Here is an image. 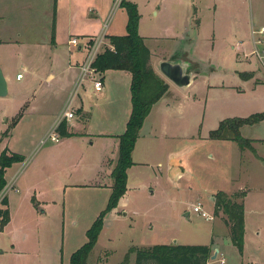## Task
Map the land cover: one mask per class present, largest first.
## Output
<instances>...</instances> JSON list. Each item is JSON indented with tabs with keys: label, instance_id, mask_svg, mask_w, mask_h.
I'll return each instance as SVG.
<instances>
[{
	"label": "crops",
	"instance_id": "1",
	"mask_svg": "<svg viewBox=\"0 0 264 264\" xmlns=\"http://www.w3.org/2000/svg\"><path fill=\"white\" fill-rule=\"evenodd\" d=\"M53 3L54 0H0V66L7 81V96L11 82L22 81L26 73L29 78L24 83V89L33 86L34 82L61 91L67 87H75L79 65L84 57V47L101 32L103 20L101 15L97 14L95 0H56L54 17ZM207 9L211 12L212 22V33L207 44L209 47L204 46L203 52L200 50V47H203V39H200L199 32H196L197 39H189L179 51L195 64L187 86L177 87L158 69L163 59L178 56L179 49L173 48L167 54L154 56L149 48L150 66L168 84V89L152 106L139 131L131 153L133 165L127 169V189L118 200L117 206L108 212L107 217L111 219L131 214L133 208L130 206L135 193L141 192L146 200L153 196L154 189L147 190V185L140 181L138 169L146 166L157 168L160 172L158 177L164 176L169 181L178 179L185 171L188 172L187 160L183 158L187 150L176 151L161 146L162 151L159 148L160 143L157 140L171 135L168 132L169 124L173 127L171 131L180 130L177 134L187 139L194 135L190 134L192 129L187 131L183 124L192 120L194 128L197 127L198 131L205 129L208 136L209 131L217 128L223 119L264 113V69L256 63L259 60L264 67V43L257 45L255 37L251 35L252 27L264 26V0H224L219 5H209ZM193 10L196 14L199 11L200 17L202 8L198 6ZM224 24L226 26L222 27ZM108 35L105 34V38ZM72 37L79 39L80 49L68 44ZM106 45L111 47L109 43ZM11 51L17 55L15 64L18 71L15 79L10 73ZM256 51L261 54V58L257 56ZM18 74H21L19 79ZM101 80L103 89L98 92L103 101L91 104L82 98L73 107L72 99L74 117L66 121V131L71 133V136H61L57 144L39 151H34L39 139L34 140L28 155L24 154L23 150H17V153L24 156V160L13 163L5 170L6 183L15 178V190L7 194L9 221L0 231V264H70L71 254L85 243L86 230L90 226L85 230L84 236L78 237L77 240L64 238L67 194L75 197L79 192L78 188L89 187L95 192L91 197L96 199L100 193L103 196L101 205L93 201L95 207L98 205L95 210L106 206L113 183L111 171L118 154V136L123 133L131 112V77L125 71L106 70L101 72ZM68 92L71 90L67 91L56 114L50 120L46 119L50 115L47 112L50 99L44 100L41 105L36 104L35 95L19 100V109L10 118L19 114L20 116L12 128H19L25 114H36L42 118L38 122V129L42 128V137L68 102ZM21 108L23 110H20ZM88 114L90 117L85 118ZM95 114H103L106 123L95 124ZM5 119L6 117L2 119L4 124ZM177 123L181 124L180 128L175 127ZM253 125L264 126V119ZM244 126L240 128V134ZM247 139L252 140V146L255 142L264 141V138ZM213 141L224 146L229 143L235 153L234 165L240 164V154L243 151H235L234 141ZM248 151L257 160L263 161L264 157L258 153L259 157H256L255 152ZM8 169L13 171L6 177ZM75 175L80 177H72ZM132 175L136 176L131 177ZM240 190L238 188L222 191L231 195ZM214 193L210 194L212 211ZM247 193L243 199L244 247L242 255H239L236 249L239 257L237 264H254L246 254L247 244L252 242L254 236L253 232L249 233ZM174 197L172 192L168 193L170 201ZM187 215L188 213H185V216ZM210 217L206 220H213V223L210 229L207 228L205 241L184 244H209L213 241L212 253L215 249L218 250L215 258L220 255L224 258L226 245L236 247L231 243L229 228L225 225L222 215ZM174 237L171 239L177 242ZM171 239L170 242L151 244L131 242L124 252L123 260L130 247L171 244ZM94 248L95 246L92 251ZM110 253L113 254L112 250ZM134 261L135 254L130 253L126 264H134ZM212 264L218 262L214 261Z\"/></svg>",
	"mask_w": 264,
	"mask_h": 264
},
{
	"label": "rangeland",
	"instance_id": "2",
	"mask_svg": "<svg viewBox=\"0 0 264 264\" xmlns=\"http://www.w3.org/2000/svg\"><path fill=\"white\" fill-rule=\"evenodd\" d=\"M116 1L114 0L112 3V0H95L98 7L97 14L101 15L103 21H101V32L93 39L102 36L104 44L101 50H104L107 46L106 43L108 44V39L104 37L105 34L122 35L125 33L127 14ZM125 1L137 5L140 15L138 32L144 38L146 46L151 49L154 56L167 54L175 48L179 49L178 56L170 59H187L179 51L189 42V39L191 41L197 39L196 32H199L200 39H203V47H200V50L203 52L204 46L209 47L207 44L208 37L212 33V22L211 12L207 7L213 3L219 5L224 0ZM198 6L202 8L200 17L199 11L196 14L193 10ZM198 17L200 18L199 26L197 24ZM225 26L226 24L222 27ZM181 36L183 38H180ZM258 37L263 38L262 36ZM10 56L12 59L10 73L15 79V74L18 71L15 64L17 55L11 51ZM256 63L264 69L261 61L258 60ZM193 65L195 67V64ZM28 76L29 74L26 73L22 81L11 82L9 95L0 98V151L3 147L8 146L16 153L17 150H23L24 154H27L30 152L29 149L32 147L33 141L41 138L42 128L38 129L40 127L38 122L42 118L36 114H25L19 128L17 130L12 128L16 115L13 118L10 117L18 111L17 103L21 99L25 100L29 96L35 95L37 105L44 104L42 103L44 100L50 99L47 111L50 115L46 117L49 120L56 114L68 90H71V92H68L69 99L74 94L72 97L73 107L82 98H85L91 104L103 101V97L100 98L99 92L94 91L93 84L88 79H85L83 85L73 92L74 87L73 89L67 87L61 91L58 88L48 87L38 82H34L33 86L24 89V83L29 78ZM20 110H23V108ZM3 117H6L5 124L2 121ZM89 117V114L85 116V118ZM93 118L96 120L95 124L102 125L106 123L103 114L101 116L95 114ZM192 122L193 120L183 124V128L187 131L192 129L190 133L194 135L192 138H181V135L177 134L181 131H171L173 127L169 124L168 132L171 135L157 140L162 151L163 148L176 151L182 150L183 152L187 150L183 158L187 160L186 168L188 172L185 171L178 179L169 181L164 176L158 177L160 172L157 168L146 166V168L138 169L137 172L141 177L140 181L147 185V190L149 188L154 189L153 196L146 200L141 192L135 193L134 201L130 206V208H133V213L131 212L127 217L111 219L107 217V213L103 219L95 248L90 251L85 264H121L120 261L123 260L124 252L131 242H142V244L170 242V239L175 236L177 242L171 239L173 240L171 244L201 243L205 241L207 228H211L213 220H206L201 217L199 213L193 211V206L200 203L210 216L215 217L212 211L210 194L216 190L232 191L238 188L241 191L248 192L246 205L249 210V233H254L252 242L248 243L246 247L247 257L254 264H264V158L263 161L257 160L248 150H243L242 153L236 143H233L236 147L235 151L238 152L239 149L242 153L240 154V164L238 166L234 165L235 153L230 148V144L227 143L224 146L220 142L209 139L205 129L198 131L197 127L194 128L195 125ZM175 127L180 128L181 124L177 123ZM241 134L245 138H264V126H244ZM38 143L34 151L57 144L47 142L42 146H38ZM253 146L256 150V157H259L257 153L264 157V141L255 142ZM210 155L213 157H210ZM12 171L13 169H8L6 177H9ZM134 176L136 175L131 177ZM72 177L80 176L75 175ZM78 189L79 192L74 191L76 193L75 197H70V194L66 196L65 239L77 240L78 237L84 236V232L90 226V223L104 209L95 210L103 202L101 193L95 199L91 197V194L95 193L91 188L81 187ZM169 192H172V195L175 196L172 201L168 198ZM1 196L2 194H0V200ZM94 200L98 204L96 207L93 203ZM185 213H188V215L185 216ZM229 245H226L225 256L223 255L226 264H237L239 257L236 248H231L232 246ZM109 250H112V255ZM221 257L220 255L219 258Z\"/></svg>",
	"mask_w": 264,
	"mask_h": 264
},
{
	"label": "trees",
	"instance_id": "3",
	"mask_svg": "<svg viewBox=\"0 0 264 264\" xmlns=\"http://www.w3.org/2000/svg\"><path fill=\"white\" fill-rule=\"evenodd\" d=\"M119 6L127 14L125 34L108 35L111 47H105L94 61V67L99 72L106 70L125 71L130 74L131 112L125 129L118 136V157L111 171L113 179L111 193L106 206L99 212L90 227L86 230V242L70 256V264H85L90 251L97 242L105 215L117 206L118 200L126 192L127 169L133 165L131 153L139 136V131L152 106L165 94L168 84L151 68L150 50L144 38L138 33L139 12L133 2L121 0ZM56 0L53 3V17L55 16ZM14 119L13 125L17 118ZM264 119V113H255L248 117L226 118L219 122L217 128L210 130L208 138L211 140L234 141L241 151L255 152L252 140L240 134L244 125H253ZM12 125V126H13ZM61 136H71L66 131V122L60 124ZM24 156L5 147L0 152V191L6 184L5 170L13 163L21 162ZM246 191L240 190L231 195L222 190L213 194L214 216L222 215L225 225L229 228L231 243L236 247L239 255L244 247V204ZM0 207V231L9 221L7 196L3 197ZM213 241L209 244H154L147 247H130L123 262L126 264L130 253L135 254L134 264H208L212 255Z\"/></svg>",
	"mask_w": 264,
	"mask_h": 264
},
{
	"label": "built area",
	"instance_id": "4",
	"mask_svg": "<svg viewBox=\"0 0 264 264\" xmlns=\"http://www.w3.org/2000/svg\"><path fill=\"white\" fill-rule=\"evenodd\" d=\"M121 0H117L116 3L119 5ZM251 35L255 37V43L257 45L263 43V38H264V26H259V27H252L251 29ZM258 36H262L263 38H259ZM98 37V36H97ZM96 39L92 38L87 42V45L84 47V57L79 65V75L78 79L76 81L74 91H77V89L83 85V81L85 79H88L92 82L93 84V89L94 91H101L103 89V83L101 80V72H99L95 67H94V61L99 53H101L103 50H101L104 41L102 42V36L98 37ZM105 37V36H104ZM68 44L74 46V47H79L80 46V41L76 37H72L68 40ZM257 56L261 58V54L256 51ZM21 77V74L17 75V79ZM74 94L72 95V97ZM72 97L68 100L66 103L65 107L63 108L62 112L58 115L56 118L55 122L53 125L49 128V130L39 139L38 146H42L47 142H53V143H58L60 141V133H59V127L60 124L63 122H66L70 120L71 118L74 117V110L72 107ZM11 190H15V178L11 179L9 182L6 183V185L3 187V189L0 191L1 200L3 197L7 196V193ZM0 200V202H1ZM193 211L196 213H199L202 217L205 219L211 218L206 211H204L201 207L200 203H197L196 206L193 207ZM214 261L218 262L219 264H226V261L223 257L215 258L213 260L209 259L208 264H212Z\"/></svg>",
	"mask_w": 264,
	"mask_h": 264
},
{
	"label": "water",
	"instance_id": "5",
	"mask_svg": "<svg viewBox=\"0 0 264 264\" xmlns=\"http://www.w3.org/2000/svg\"><path fill=\"white\" fill-rule=\"evenodd\" d=\"M194 63L187 59H163L159 63V72L177 87L187 86L192 78V69ZM8 94L7 81L0 66V97H5ZM214 201V197H212ZM217 249L214 250L210 259H214L217 254Z\"/></svg>",
	"mask_w": 264,
	"mask_h": 264
}]
</instances>
